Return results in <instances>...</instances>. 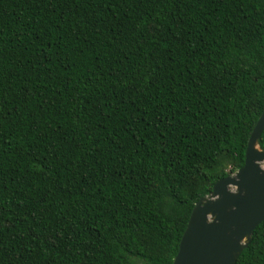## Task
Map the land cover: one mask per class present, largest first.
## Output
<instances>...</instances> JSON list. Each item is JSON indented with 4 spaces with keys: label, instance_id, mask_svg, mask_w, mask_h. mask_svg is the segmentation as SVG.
Here are the masks:
<instances>
[{
    "label": "trees",
    "instance_id": "trees-1",
    "mask_svg": "<svg viewBox=\"0 0 264 264\" xmlns=\"http://www.w3.org/2000/svg\"><path fill=\"white\" fill-rule=\"evenodd\" d=\"M263 112L264 0H0V264H173Z\"/></svg>",
    "mask_w": 264,
    "mask_h": 264
},
{
    "label": "water",
    "instance_id": "water-1",
    "mask_svg": "<svg viewBox=\"0 0 264 264\" xmlns=\"http://www.w3.org/2000/svg\"><path fill=\"white\" fill-rule=\"evenodd\" d=\"M264 112L249 138L244 165L218 180L195 204L173 264H236L264 221Z\"/></svg>",
    "mask_w": 264,
    "mask_h": 264
},
{
    "label": "rangeland",
    "instance_id": "rangeland-1",
    "mask_svg": "<svg viewBox=\"0 0 264 264\" xmlns=\"http://www.w3.org/2000/svg\"><path fill=\"white\" fill-rule=\"evenodd\" d=\"M237 171V170H236ZM235 171V172H236ZM235 172H233V173H235ZM134 264H142V262L140 261V260H138V259H136L135 261H134Z\"/></svg>",
    "mask_w": 264,
    "mask_h": 264
}]
</instances>
